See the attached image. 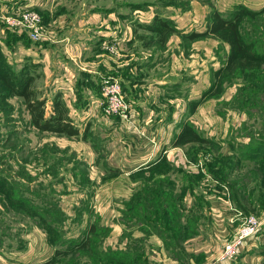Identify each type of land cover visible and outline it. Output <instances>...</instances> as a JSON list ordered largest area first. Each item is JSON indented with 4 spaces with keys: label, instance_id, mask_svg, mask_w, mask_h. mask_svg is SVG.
Segmentation results:
<instances>
[{
    "label": "rangeland",
    "instance_id": "374dc122",
    "mask_svg": "<svg viewBox=\"0 0 264 264\" xmlns=\"http://www.w3.org/2000/svg\"><path fill=\"white\" fill-rule=\"evenodd\" d=\"M37 1L46 31L47 23L50 25L54 17L61 16L60 24L65 26L85 27L89 23H97L98 17L112 13V24L114 26L115 21L119 23V37L124 40V48L119 47L118 51H113L119 55L125 52L130 60L123 67V72L128 73L129 78L137 80L141 86L152 81H162L164 77L157 75L166 74L167 84H164V91L169 97L167 101H170L166 106L169 118L174 124L173 139L183 124L189 123L192 130L210 142L194 141L180 145L177 151H180L184 158L179 164L166 162L157 167L154 172L156 182L162 178L174 179L176 184L172 189L176 196H163L161 200L164 203H159L157 208V198L149 196L145 202L142 201L143 196L131 198L132 203L136 202L133 205L137 207V213L126 210L125 215L119 219V183H108L118 172L109 174L107 158L104 157L106 151L103 152L99 146L108 134L103 129L104 123L112 124L111 120L107 121L103 111V95L102 109L96 104H91L100 114L101 121L98 124L101 125L90 132L89 140L97 155V165H100L107 175L98 171L95 162L91 164L86 160L85 154H80L81 148L78 144L70 142L69 136L36 130L30 122L23 98L10 94L2 76L20 84L24 71L35 76L31 84L33 88L40 87L38 90L42 95L49 92L46 80H37L41 76L37 74L33 64L0 63V182L3 187L15 185L17 188L13 189V193L22 195V205H19V200H14L18 203H12L9 198L0 196V256L5 259L3 264L17 263L15 259L29 248L30 242L31 250H27L26 254L31 253L35 257L43 252L44 237L46 239L45 224L38 223L37 219L32 217L31 210L50 209L55 205L69 216L62 228H59L57 239L62 238L58 241L60 248L74 249L67 243L68 239L71 237L73 241L78 242L85 237L88 224L96 223L100 228V231L89 234L91 244L87 250L90 254L82 256L81 264H94V260L99 264H111L109 261L100 260V252L107 255L118 254L117 264H162L156 253V260H150L147 255L149 246L141 244L144 239L153 235L163 239L165 254L176 260L173 261L177 262L176 264H193L195 261L200 264L201 260L205 259L201 249H215L220 246L213 228L208 227L213 220L208 211V200L204 198L203 202L197 192L191 194L187 190L188 187H196L197 182L201 180L200 175L204 174L212 177L204 180L205 186L209 184L211 193L223 195L227 201L230 197L235 209L242 214L253 213L264 218V160L249 158L259 144H264V65L259 70L230 72L227 70L229 41L214 33L197 38L189 37L193 33L208 31L215 19V13L225 19H233L246 9L260 11L264 8V0ZM23 5L25 6V3L19 2L16 7L6 9L4 13L0 12V21L3 23L5 15L19 12ZM117 15L119 19L114 20ZM96 16V19L89 20L90 17ZM155 18L167 21L174 31L163 35L148 30L147 27ZM107 23H110V20ZM240 25L244 39L254 44V51L264 55V13L258 15L255 20L244 17ZM133 48L136 51L132 52ZM109 50L112 51L111 48ZM137 51L147 54L149 57H145L149 59L145 63L132 59L133 54L138 57ZM179 55L181 63H162L171 58L177 60ZM131 59L139 63H131ZM126 73L119 72V76L124 78L128 76ZM82 77L86 76L82 74ZM153 77H157V80ZM101 82L102 80L100 90ZM79 101L83 102L79 105H86L87 100L84 98ZM176 109L178 112L175 115ZM166 156L165 154L164 159ZM213 169L216 171L215 177L211 174ZM143 179V190L137 191L141 194L148 193L146 185L151 181V178L149 181L148 178ZM214 187L220 190L215 192L212 190ZM100 188L104 189L101 196L106 199L99 210L96 204ZM163 191L168 193L171 190ZM116 192L118 196L113 195ZM187 194L188 199L185 198ZM236 195L237 198H242L238 200V204L233 199ZM151 204L154 208L150 209ZM142 206H145L149 213L142 211ZM155 208L159 209L160 213H154ZM78 213L82 215L77 217ZM170 215L175 217L174 221L169 220ZM193 220L195 226H190L186 231L184 226L191 225ZM202 226L205 228L204 236H199ZM103 227L106 229L101 231ZM217 227L214 226V229ZM190 230L196 231L197 234L189 235ZM183 234L187 238L181 241ZM119 236L129 241L123 249H120L119 242L114 243L116 247L104 245L105 239L110 238L113 241L114 238L119 239ZM48 244L54 252L53 245ZM150 248L156 250L153 246ZM151 249L150 252L154 255ZM194 249H197L198 253ZM124 250L132 251V255L126 257ZM81 252L77 250L59 256L54 264H69ZM261 252L263 261L264 249ZM134 255L136 258H133Z\"/></svg>",
    "mask_w": 264,
    "mask_h": 264
},
{
    "label": "crops",
    "instance_id": "0c3cea01",
    "mask_svg": "<svg viewBox=\"0 0 264 264\" xmlns=\"http://www.w3.org/2000/svg\"><path fill=\"white\" fill-rule=\"evenodd\" d=\"M19 2L25 3L27 8L35 9L41 14L37 0H0V12L4 13L6 9L16 7ZM22 7L21 10H23ZM111 14L98 17L97 23H89L85 27L65 26L60 24L61 16L59 18L54 17L50 25L47 23V31L44 30L43 38L37 41L31 40L26 34L12 31L4 26V22L3 24L0 21V54L4 55L10 63H32L37 74L41 76L37 80L45 79L49 87L47 89L49 92L44 94L49 98L48 114L53 111L54 97L61 96V102L67 107L68 115L74 120V124L80 128L82 133L87 129L89 132L94 131L101 125L98 124L101 121L100 114L92 108L91 104H96L97 107L99 106L102 109L103 100L100 91L102 78L111 76L121 81L126 96L132 105L131 118L125 121L119 117L110 118L105 115L107 121L111 120L110 123L112 124L104 123L105 128L103 129L108 134L107 138L103 139L99 145L103 152L106 151L104 157L107 158L109 174L110 172H118L115 178L108 183L109 185L119 183V196L117 192L113 195L119 197L120 219L127 210L126 203L138 190H143L144 177L148 178L151 174H156L154 172L162 163L179 164L184 156L180 151H177L180 149L179 146L173 144L175 139H173L174 124L173 120L169 118L166 103L170 101H167L169 97L164 91V84H167L165 81L166 74L157 75L160 78L164 77L162 81H152L148 85L145 83V86H141L142 84L140 85L137 80L130 79L129 74L123 72V67L130 60L125 52L122 55L114 52L118 51L119 47L124 48V40L119 37V23L115 21L113 26ZM96 18L97 16L90 17L89 20ZM117 19H119L118 15L114 20ZM108 20L112 25L107 23ZM133 51H136V49L133 48ZM136 53L138 57L133 54L132 59L142 60L143 63L149 59L147 54L138 53V51ZM131 63H139V61L133 62L132 60ZM162 63H181V55L177 60L171 58V60H164ZM119 72L121 74L126 73L128 76L121 78ZM82 74L86 77H82ZM153 78L157 80V77ZM142 80L148 82L146 79ZM37 88L41 89L40 87ZM82 98L87 100L86 105H79V103H83L79 101ZM177 112L178 109L175 110V115ZM44 133L57 135L51 132ZM70 138V142H73L74 145L78 144L81 148L80 154H85L86 160H89L91 164L95 162L98 171H103L104 175H107L105 170H102L100 165L96 163L97 155L91 147L90 140H83L74 136ZM70 144L74 147L72 143ZM165 154L167 156L164 159ZM161 159H164V161H160ZM207 178L212 177L209 174H204L199 185L195 188V193L199 194L203 202L204 198L209 202L208 211L213 220H211V226L208 227L209 229L213 228V233L217 237L220 246L215 249L211 247L201 249L200 252L203 251L205 259L201 260L200 264H261V251L264 249V224L257 235L246 243L242 254L237 257L238 259L236 258L237 260L235 259L236 261L230 263L218 261L224 244L235 235L239 221L238 219L233 221V218L238 217H236V211L233 210L235 207L230 197L227 201L225 196H217L215 193H211V188L208 187L209 184L204 185V180ZM140 183L141 186L139 187ZM100 189L97 192L99 200L96 204L99 210L103 207L106 199V197L102 198L101 196L104 189ZM212 190L218 192L220 189L214 187ZM186 197H188V194ZM216 225L218 227L214 229ZM203 227H201L199 236H204L205 228L203 229ZM122 237L119 236V239L114 238L113 241L108 238L103 243L104 245H114L116 247L114 243L119 242L120 249H123L129 241ZM140 237L135 236V238ZM183 240L182 238L181 241ZM164 243L163 239L156 235L150 236L141 242V244L149 246L147 247V255H149L150 260H156L158 256L162 264H176L177 262H173L176 260L165 254ZM152 246L156 249L155 251L150 248ZM150 249L154 255H152ZM27 250H31V242ZM27 250L20 253L18 258H14L17 262L15 264L44 262L54 254L45 237L42 253H38L34 257L31 253L26 254ZM194 251L198 253L197 249H194ZM131 252L124 250L123 253L128 257L132 255ZM133 258H136L135 255ZM3 260H5L4 257L0 256V264H3ZM193 264H198V262L195 261Z\"/></svg>",
    "mask_w": 264,
    "mask_h": 264
},
{
    "label": "trees",
    "instance_id": "16d2710c",
    "mask_svg": "<svg viewBox=\"0 0 264 264\" xmlns=\"http://www.w3.org/2000/svg\"><path fill=\"white\" fill-rule=\"evenodd\" d=\"M263 13H264V8L261 9L260 11L246 9L240 12L239 14L235 15L233 19H225L218 13H215L214 15L215 19L214 21H212L208 31L203 32V33H193L189 37L197 38L207 33L218 34L220 37L224 38L230 43V53H229L228 61H227V70H229L230 72L248 70V69L259 70L261 66L264 65V55L254 51L253 49L254 44L244 39L242 35L240 23L244 21V17H249L251 20H255L257 19L258 15L263 14ZM238 16H241V18H239ZM147 29L154 31V32L161 33L163 35H166L168 31H171V30L174 31V29L167 23V21L160 20L159 18H155L153 23L150 24L147 27ZM164 38L165 36L163 37V39ZM0 63H9L7 61V58L2 54H0ZM34 77L35 76H33L32 73L30 75L28 72L24 71L21 77L22 83L19 84V83H15L14 80H10L4 77V75L2 76V81L7 85L8 89L10 90V94L15 95V96H20L23 98L26 110L29 112V115H30V122L32 126L36 130L42 133L51 132V133H55L59 135H66L70 137L74 136L76 138H81L83 140H89L91 137L90 132L87 129V131L82 133L80 128L74 124V120L68 115L67 107L65 106L64 103L61 102V98H60L61 96L57 95L56 97H54L53 111L50 114H48L49 98L47 96L42 95L40 90L33 88L31 86V84L34 82V79H35ZM194 141L203 142V143L210 142L209 139L200 136L196 131L192 130V127L189 125V123H185L183 124L180 131L176 135L173 144L175 146H180V145L190 144ZM249 158L254 159V160H259V159L264 160V144H259L254 149V151H252ZM160 161H164V160L161 159ZM214 172H216L215 169H213V172L211 173L213 177H215ZM154 176L155 174H151L148 177V181L151 178V181H149L148 185H146L148 186L147 188L148 193L141 194V193H138L139 192L138 191L132 197V199L143 196L144 198L142 201L145 202L147 201L146 197L150 196L152 198L153 197L157 198L156 203H155L156 208H157L159 203L160 204L164 203L161 200L163 196L169 195L171 198H173V196H176L174 193V189H172L173 185L175 186L176 183L174 182V179H167V178H162L160 179L159 182H156V178ZM200 176H201L200 177L201 179L203 175H200ZM200 181L197 182L196 186L199 185ZM166 185H168V187H165ZM16 188L17 187L13 184H9L7 185V187H3V184L0 182V196L9 198L12 203H18L14 200H19V205H22V201H21L22 195H19L18 192L13 193V189H16ZM195 188H196L195 186L188 187L187 190L191 194H195ZM165 189H170L171 191L166 193L165 191H163ZM233 199L235 203L237 204H238V200H242V198H237V195L234 196ZM131 200H129L126 203L127 210H129V212L135 211V213H137V210H136L137 207L133 205L136 202L132 203ZM195 200L197 201L196 196H195ZM241 204H243L244 206V201H242ZM141 208L143 209L142 211H144L145 213H149V210H146L145 206H142ZM151 208H154L152 204L150 206V209ZM156 208L153 209L154 213L155 212L160 213L159 209L156 210ZM16 210L17 212H21V211H18V209ZM31 214L33 218L37 219L38 223L40 222V223L45 224L46 239L48 243L52 244L53 247L55 248L54 254L50 259L44 262L36 263V264H54L59 256H65L77 250L82 251L81 253L76 255L77 256L76 258H73V260L74 261L76 260L77 263L72 260V262L70 261L69 264H81L82 256L90 254L88 253V250H87L89 248V245L91 244V239H90L91 236L89 234L95 233L97 230L100 229L96 223L88 224V230L86 231L87 233L85 232L84 234L85 237H82V239L78 240V242L73 241V238L71 237L70 239H68L67 243L71 244L74 247V249L72 248L62 249L58 245V241L59 240L61 241L62 238L60 237L59 239H57L58 233L60 230L59 228H62V225L65 223V221H67L69 216H67L65 212H63L56 205L54 207H51L50 209H43V210L42 208L33 209L31 210ZM81 215L82 214L78 213L77 217H80ZM174 218L175 217H172L170 215L169 220L174 221ZM198 221H199V218H198ZM194 224L195 223L193 220L191 222V225H185L184 229H186L187 231V229L190 226L192 225L195 226ZM103 229H106V228L105 227L101 228V231H103ZM188 234L193 235V234H197V232L196 231L192 232L190 230ZM185 236L186 235L183 234L181 238H187ZM116 255L118 254L107 255L105 252L99 253L101 261H109L111 264L119 263V260ZM91 259L93 260V257H91ZM263 261L261 262V264H264ZM94 264H99V262L97 260H94Z\"/></svg>",
    "mask_w": 264,
    "mask_h": 264
},
{
    "label": "built area",
    "instance_id": "2783aa9c",
    "mask_svg": "<svg viewBox=\"0 0 264 264\" xmlns=\"http://www.w3.org/2000/svg\"><path fill=\"white\" fill-rule=\"evenodd\" d=\"M6 27L12 31L26 34L31 40L37 41L43 38L44 26L41 14L35 9H23L3 17ZM101 92L104 98V114L107 117H119L128 121L131 118L132 105L127 99L121 81L115 77L102 78ZM234 220L239 221L235 235L226 241L218 261L230 263L234 261L248 241L254 238L264 224V218L256 214H242L238 210Z\"/></svg>",
    "mask_w": 264,
    "mask_h": 264
}]
</instances>
